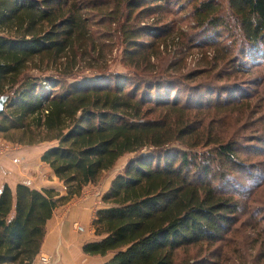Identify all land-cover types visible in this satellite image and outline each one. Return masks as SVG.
<instances>
[{"label": "trees", "instance_id": "trees-1", "mask_svg": "<svg viewBox=\"0 0 264 264\" xmlns=\"http://www.w3.org/2000/svg\"><path fill=\"white\" fill-rule=\"evenodd\" d=\"M116 38L129 75L105 71ZM0 97V138L51 143L65 189H0V264H32L55 209L128 154L82 253L264 264V0H0Z\"/></svg>", "mask_w": 264, "mask_h": 264}, {"label": "crops", "instance_id": "crops-1", "mask_svg": "<svg viewBox=\"0 0 264 264\" xmlns=\"http://www.w3.org/2000/svg\"><path fill=\"white\" fill-rule=\"evenodd\" d=\"M8 146L4 151L0 150V189L4 185L15 189L17 184L23 183L34 189H53L60 195L65 194L64 186L58 183L54 174L51 176L54 181L41 174L42 153L36 151L37 146ZM110 181L106 184H89L81 196L55 209L46 224V235L38 254L48 256L49 262L38 264L56 261V264H103L111 258L112 255L89 256L81 250L83 244L98 239L94 235L92 221L96 211L105 207L101 199Z\"/></svg>", "mask_w": 264, "mask_h": 264}, {"label": "rangeland", "instance_id": "rangeland-1", "mask_svg": "<svg viewBox=\"0 0 264 264\" xmlns=\"http://www.w3.org/2000/svg\"><path fill=\"white\" fill-rule=\"evenodd\" d=\"M206 29L207 28H203V29H200L198 31V37L199 38L208 39V38H212L213 37V36L209 37V35L211 34V28H209L210 30H208V31H206ZM174 50H176V47H173V48L171 47L169 49V51H170L169 56H166L165 58H164V56H162L161 62L162 63H166L167 60H170ZM199 57H200V53H198V51H196L195 49L192 52H190V54L185 59L186 60V64L188 65L187 67H193L194 62ZM81 67L77 68L78 70L74 71L75 74L72 77L68 78V79L72 80L71 78H76V77H78V78H81V77H86V78L95 77V76H97L99 74V71H100V70H96V69H98L97 67L94 68V69H86V68H82L81 69ZM105 69H106L105 70L106 72H111L112 74H127V75H129L130 69H128L121 61V46L118 44L117 38H116V46H114L112 48V51L107 54ZM184 71H185V69L181 70V72H184ZM32 72L36 73V74H39L36 71H32ZM49 72H52V74H55V73H53V71H47L44 74H49ZM200 81H201V79H197L196 81H184L182 83L185 86H193L195 83H198ZM224 82H228V81H223L222 83H224ZM184 94H185V92L182 93V96H184ZM9 144L11 146H13L14 148L35 147V146H37L36 151L37 152H41V153H43V151L51 145V143H45L44 142V143H41V144H38V145H33V146H19L17 144L11 143V142H9L7 140H4V139L0 138V150L4 151L6 148L9 147L8 146ZM14 148H12V149H14ZM131 156L132 155L128 154V155H125V156L121 157L118 160V162L116 163V165L112 169H110L109 171L105 172L101 176V179H100L98 184L109 183L110 179H112L117 173H119L122 170L123 166L125 165V163L127 162V160ZM41 164H42L41 165L42 169L40 170L41 174L44 175L45 177H49L48 179L54 181V178H51V176L53 177L52 170L47 165H44L42 162H41ZM57 180H55V181H57ZM59 182L60 181H58V183ZM98 184H96V185H98ZM60 185H63L62 182H60ZM197 253H199V249L197 247H190V248H187V249H184V250L181 249L180 251L176 252V257H175L176 264H187V262H189V261L192 262L193 261V257ZM108 255L111 256L112 254H108ZM38 262H41V261L39 260V256L37 255V257L34 259L32 264H38ZM56 263H57V261H56ZM56 263L52 262V264H56Z\"/></svg>", "mask_w": 264, "mask_h": 264}, {"label": "built area", "instance_id": "built-area-1", "mask_svg": "<svg viewBox=\"0 0 264 264\" xmlns=\"http://www.w3.org/2000/svg\"><path fill=\"white\" fill-rule=\"evenodd\" d=\"M39 260H40L41 262H43V263H47V262H49V258H48V256H44V255H40V256H39Z\"/></svg>", "mask_w": 264, "mask_h": 264}, {"label": "water", "instance_id": "water-1", "mask_svg": "<svg viewBox=\"0 0 264 264\" xmlns=\"http://www.w3.org/2000/svg\"><path fill=\"white\" fill-rule=\"evenodd\" d=\"M0 98H3V99H0V111H1L5 98L4 97H0Z\"/></svg>", "mask_w": 264, "mask_h": 264}, {"label": "snow or ice", "instance_id": "snow-or-ice-1", "mask_svg": "<svg viewBox=\"0 0 264 264\" xmlns=\"http://www.w3.org/2000/svg\"><path fill=\"white\" fill-rule=\"evenodd\" d=\"M0 99H3V98H0Z\"/></svg>", "mask_w": 264, "mask_h": 264}]
</instances>
